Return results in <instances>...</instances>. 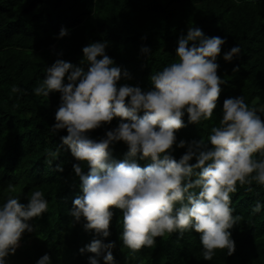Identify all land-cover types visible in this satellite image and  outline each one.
I'll list each match as a JSON object with an SVG mask.
<instances>
[{
    "label": "clouds",
    "instance_id": "9594fccd",
    "mask_svg": "<svg viewBox=\"0 0 264 264\" xmlns=\"http://www.w3.org/2000/svg\"><path fill=\"white\" fill-rule=\"evenodd\" d=\"M94 4L93 15L97 0ZM69 34L62 26L56 38ZM225 43L226 37H210L189 25L186 35L178 38L173 61L151 73L149 88L120 83L133 76L106 54L108 41L84 46L79 65L57 58L44 68L32 93L42 97L60 93L49 131L66 130L61 146H67L77 161L72 168L82 195L72 201L69 225L82 223L85 231L94 233L79 249L94 254L88 257L89 264L101 260L116 264L115 242H105L111 235L113 209L121 212L119 239L134 252L154 248L157 237L172 233L182 237L187 231L199 234L205 261H212L217 250H226V256L235 252L231 229L240 217L233 214L230 194L237 191V184L264 186V108L249 106L243 95L228 97L206 140H177L178 131L188 124L213 118L226 83L217 74V58ZM140 53L148 58L152 50L142 45ZM240 55L236 44L223 53V60L231 62ZM24 92L15 85L11 88L13 94ZM114 119L117 125L108 128ZM98 128L106 129L104 135L93 138L90 133ZM118 142L127 146L122 160L111 154V146ZM61 146L46 152L49 165ZM181 148L185 151L177 159L173 153ZM138 159L149 163L142 167ZM54 170L64 171L60 163ZM7 189L15 192L13 184ZM48 208L41 190L32 191L27 203L15 195L0 202V264H8L7 257L16 252L23 234L34 231L31 221ZM262 209L264 203L256 200L252 214ZM36 264H52L50 255L45 253Z\"/></svg>",
    "mask_w": 264,
    "mask_h": 264
},
{
    "label": "trees",
    "instance_id": "16d2710c",
    "mask_svg": "<svg viewBox=\"0 0 264 264\" xmlns=\"http://www.w3.org/2000/svg\"><path fill=\"white\" fill-rule=\"evenodd\" d=\"M94 6V0H0V202L15 195L27 203L34 190L43 191L49 202L48 211L31 221L34 231L25 232L16 252L7 257L8 264H36L45 253L52 264H89L88 257L94 255L79 251L94 233L85 231L82 223L69 225L73 218L68 211L82 192L72 168L77 161L67 146H61L60 136L66 130L49 131L60 93L49 97L32 93L43 79L44 68L57 58L79 65L84 46L108 41L106 54L133 76L120 83L149 88L151 73L173 61L179 36L186 35L189 25L200 27L207 36L226 37L217 58V74L226 83L221 85L213 118L200 125L188 124L178 131L177 140H206L228 97L243 95L249 106L264 108V0H97L93 15ZM62 26L70 34L57 39ZM253 42L262 49L253 48ZM236 44L241 48L239 58L224 61L223 53ZM142 45L152 50L148 58L140 53ZM14 85L26 92L11 93ZM184 120L187 123V114ZM116 125L114 119L107 127ZM105 130L98 128L90 134L98 138ZM58 146L60 154L49 165L46 152ZM184 151L176 149L173 155L179 159ZM126 152L122 142L111 146L117 160L124 159ZM137 162L142 167L149 163ZM57 163L62 164V173L54 170ZM9 184L15 192L8 191ZM230 195L233 214L240 217L231 229L236 245L231 256L217 250L212 261L203 260L199 234L194 231L182 237L177 233L157 237L154 248L134 252L119 239L118 209H113L111 235L105 242H115L116 264H264V209L252 214L256 200L264 203V186L237 184V191Z\"/></svg>",
    "mask_w": 264,
    "mask_h": 264
},
{
    "label": "rangeland",
    "instance_id": "374dc122",
    "mask_svg": "<svg viewBox=\"0 0 264 264\" xmlns=\"http://www.w3.org/2000/svg\"><path fill=\"white\" fill-rule=\"evenodd\" d=\"M251 46L253 48L257 49V50H261L262 49V45L258 44V43H255V42H253Z\"/></svg>",
    "mask_w": 264,
    "mask_h": 264
}]
</instances>
